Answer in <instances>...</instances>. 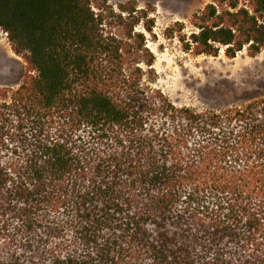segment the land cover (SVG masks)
<instances>
[{"label":"trees","instance_id":"16d2710c","mask_svg":"<svg viewBox=\"0 0 264 264\" xmlns=\"http://www.w3.org/2000/svg\"><path fill=\"white\" fill-rule=\"evenodd\" d=\"M117 10L0 0L26 65L0 87V264H264V95L173 104L136 31L154 9ZM189 22L195 55L264 50V0H210Z\"/></svg>","mask_w":264,"mask_h":264},{"label":"rangeland","instance_id":"374dc122","mask_svg":"<svg viewBox=\"0 0 264 264\" xmlns=\"http://www.w3.org/2000/svg\"><path fill=\"white\" fill-rule=\"evenodd\" d=\"M107 1L116 11L117 4L128 1H134L138 9H154L148 15L154 20L152 32H144L141 25L136 31L144 33L145 47L154 58L151 85L173 104L198 110H219L264 95V50L250 57L244 48L228 59L222 47L217 56L195 55L183 49L181 38L187 39L195 30L189 22L190 17L200 12L210 0ZM178 25H182L180 32ZM111 32L119 36L121 33L119 28H112ZM0 56V87L18 86L26 65L13 53L1 31Z\"/></svg>","mask_w":264,"mask_h":264},{"label":"bare ground","instance_id":"6f19581e","mask_svg":"<svg viewBox=\"0 0 264 264\" xmlns=\"http://www.w3.org/2000/svg\"><path fill=\"white\" fill-rule=\"evenodd\" d=\"M2 55V54H1ZM1 57V56H0ZM4 58V57H3ZM5 59V58H4ZM3 64V63H2Z\"/></svg>","mask_w":264,"mask_h":264},{"label":"crops","instance_id":"0c3cea01","mask_svg":"<svg viewBox=\"0 0 264 264\" xmlns=\"http://www.w3.org/2000/svg\"><path fill=\"white\" fill-rule=\"evenodd\" d=\"M117 1H120V0H117Z\"/></svg>","mask_w":264,"mask_h":264}]
</instances>
